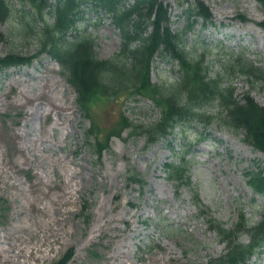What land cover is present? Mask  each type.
I'll return each mask as SVG.
<instances>
[{
	"label": "rangeland",
	"instance_id": "374dc122",
	"mask_svg": "<svg viewBox=\"0 0 264 264\" xmlns=\"http://www.w3.org/2000/svg\"><path fill=\"white\" fill-rule=\"evenodd\" d=\"M9 1L14 15L0 23V56H33L38 51L34 41L29 43L33 34L19 40L16 31L31 6ZM159 1L168 7L172 28L181 27L180 0ZM201 1L214 25L189 35L188 50L200 52L203 42L221 40L264 63V10L256 0ZM78 26L93 38L99 59L119 51L120 33L108 15L86 8ZM223 54L219 49L207 53L213 72ZM174 69L173 64L154 61L151 83H171ZM234 87L239 98L248 90L243 79ZM261 92L252 96L264 105ZM136 99L122 108L131 122L144 125L159 117L151 101ZM74 100L60 66L46 55L0 75V264H54L70 251L68 264H208L226 248L202 218H194L197 206L225 227L236 222L238 206L251 222L258 221L256 205L263 199L253 195L244 173L264 170V154L244 144L241 134L219 125L217 106L206 109L217 120L204 134L192 124L183 126L185 135L169 138H174L176 152L183 153L185 144L192 146L189 184L176 187L162 170L163 163L176 156L166 141L145 147L144 136L126 129L111 138L99 158L94 156L83 141L90 118L80 115ZM128 167L145 180L143 188L127 185ZM83 204L88 224L80 216ZM239 240L246 243L248 238L242 235ZM42 250L45 257L36 260ZM248 264H264V248Z\"/></svg>",
	"mask_w": 264,
	"mask_h": 264
},
{
	"label": "trees",
	"instance_id": "16d2710c",
	"mask_svg": "<svg viewBox=\"0 0 264 264\" xmlns=\"http://www.w3.org/2000/svg\"><path fill=\"white\" fill-rule=\"evenodd\" d=\"M17 1L31 6L16 24L17 38L21 40L30 32L33 37H29V43L34 41L38 47L36 56L46 54L59 64L76 93L80 114L90 118L84 140L94 155L99 157L108 148L110 138L119 136L126 128L135 135L144 136L147 147L160 139L165 141L178 126L193 121L207 126L211 118L205 115V108L216 104L226 112L225 125L233 131L243 130L245 141L264 152V107L257 105L249 91L238 100L232 86L237 78H243L252 88L264 91V65H255L245 58L244 52H235L220 42L212 45L203 42L200 52H196V48H186V38L195 32L198 18L201 30L211 24L210 10L201 0L179 1L185 23L175 30L171 29L168 7L159 0H134L128 5H125L126 0H58L49 10L48 0ZM257 1L264 10V0ZM12 8L8 0H0V22L12 20ZM86 8L94 12L101 10L118 29L120 50L113 57L99 59L93 38L85 33L76 34L72 40L66 38L77 31ZM208 49L224 52L217 61V72H213L206 61ZM155 57L176 62L175 81L151 83L149 69ZM32 60L16 53L8 54L0 57V71L28 65ZM135 96L152 100L160 109L156 122L137 125L124 115L125 101ZM114 111V116L108 117ZM185 156L184 153L178 157L176 163L164 164L166 177L177 186L189 182ZM125 179L127 185H144L141 176L132 168L127 170ZM247 183L254 192L264 194L263 172H249ZM86 210L88 208L83 206L84 224L89 222ZM262 218L249 226L241 215L231 230L209 221L210 227L217 232V239L227 249L225 255L209 264H246L264 246V211ZM242 234L249 236L248 243L238 242ZM70 257L66 254L55 264H66Z\"/></svg>",
	"mask_w": 264,
	"mask_h": 264
},
{
	"label": "bare ground",
	"instance_id": "6f19581e",
	"mask_svg": "<svg viewBox=\"0 0 264 264\" xmlns=\"http://www.w3.org/2000/svg\"><path fill=\"white\" fill-rule=\"evenodd\" d=\"M25 98H27V96L26 95H23ZM58 107L57 108H61V106L60 105H57ZM36 252H39V249H37V251ZM26 253L27 254H31L32 253V249H30V248H28L27 250H26ZM40 253H41V255H39V256H35V259L37 260H39L40 258L41 259H43L44 257H45V255H46V253H45V251L44 250H42V251H40Z\"/></svg>",
	"mask_w": 264,
	"mask_h": 264
}]
</instances>
